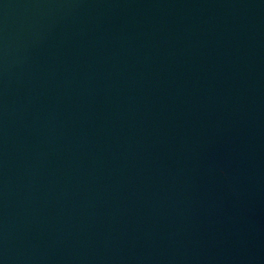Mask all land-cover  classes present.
<instances>
[{"label":"water","instance_id":"water-1","mask_svg":"<svg viewBox=\"0 0 264 264\" xmlns=\"http://www.w3.org/2000/svg\"><path fill=\"white\" fill-rule=\"evenodd\" d=\"M0 264H264V0H0Z\"/></svg>","mask_w":264,"mask_h":264}]
</instances>
